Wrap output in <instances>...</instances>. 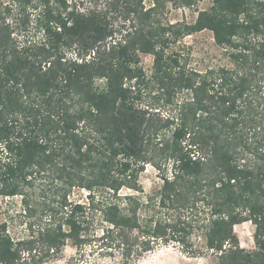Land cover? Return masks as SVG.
Returning a JSON list of instances; mask_svg holds the SVG:
<instances>
[{"label": "trees", "instance_id": "trees-1", "mask_svg": "<svg viewBox=\"0 0 264 264\" xmlns=\"http://www.w3.org/2000/svg\"><path fill=\"white\" fill-rule=\"evenodd\" d=\"M195 3L0 0V199L39 218L25 238L0 221V264H45L68 242H98L120 264L158 243L264 264V0L170 20ZM205 31L216 61L183 42ZM244 222L251 250L234 232Z\"/></svg>", "mask_w": 264, "mask_h": 264}, {"label": "rangeland", "instance_id": "rangeland-1", "mask_svg": "<svg viewBox=\"0 0 264 264\" xmlns=\"http://www.w3.org/2000/svg\"><path fill=\"white\" fill-rule=\"evenodd\" d=\"M6 2V0H3ZM210 0H196L192 8H181L171 10L169 13L170 20L192 22L196 18V11L208 7ZM183 42L186 46H191V52H188L191 57L196 60L203 58L204 60L216 61L220 59L219 51L215 48L209 32H201L196 35L185 37ZM202 60V59H201ZM205 62V61H204ZM152 58L150 56H142L141 64L146 70H150ZM138 183L145 192H151L156 189L161 181L157 170L147 164L144 171L138 177ZM35 192L33 197H39ZM85 193L80 190H74L71 200H81V196ZM22 209L20 198L0 199V221L5 220L8 224V230L14 236L20 238L28 235V223L33 224L32 228H37L39 218L29 219L26 221L22 217ZM36 223V224H35ZM254 226L250 222H244L234 227V232L238 239L239 246L246 250H251L254 247L253 242ZM192 241L196 246L200 245L201 239L198 236H193ZM98 242H93L90 246H86L83 250H78L69 242L62 249L56 258L46 262L45 264H120V256L112 254L108 250L98 248ZM180 245L169 243H158L152 250L145 252L135 261L128 264H216L217 258L215 252H206L200 254L187 253Z\"/></svg>", "mask_w": 264, "mask_h": 264}]
</instances>
